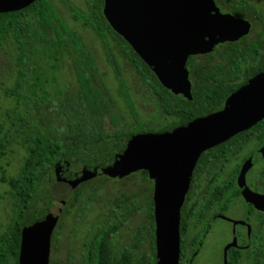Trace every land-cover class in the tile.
Returning <instances> with one entry per match:
<instances>
[{
    "label": "trees",
    "instance_id": "16d2710c",
    "mask_svg": "<svg viewBox=\"0 0 264 264\" xmlns=\"http://www.w3.org/2000/svg\"><path fill=\"white\" fill-rule=\"evenodd\" d=\"M82 1V7L71 5V18L79 22L81 27L90 29L105 48L109 49L112 57H115L114 49L121 54L154 98L157 108L167 121L159 126L153 125L151 120L147 124L136 118L134 103L121 82L120 87L124 88L125 93L123 101L129 113L133 115L135 125H127L125 129L117 130L111 135L103 132L102 120L107 116L113 122L115 119L109 102L93 81V73L97 70L93 55L81 35L59 17L51 0H30L20 9L0 13V43L10 42L14 49L13 58L16 65L13 83L5 89L14 106L6 112L8 125L0 123V160L8 154L13 144H20L25 151L14 175L6 176L4 167L0 165V179L8 186L7 194L11 205L8 223L0 232V264H18L21 225L27 211L39 202V181L64 155L90 142L138 131L164 132L191 117L204 115L208 112L204 102L198 109L194 106L199 97H212L215 99L213 108H216L236 85L234 77L238 73L242 74L241 83L264 67V27L250 37L254 31V27H251L248 35L228 43L223 51H217L223 59L215 62L212 68L205 63L206 65L197 66L196 69L192 57L188 58L186 70L189 73L220 71L224 76L216 79L219 83L203 85L200 92L199 85H192V99L181 98L180 95L164 88L142 58L109 27L102 15L101 0ZM220 1L222 9L235 16L248 14L250 21H260L264 25V20L253 4L240 0ZM110 41L115 44L114 48L111 47ZM67 57L73 82L63 85L59 81L58 73ZM244 141L239 140L238 143L242 144ZM133 176L132 174L130 178ZM139 176L141 182L147 180L145 171H141ZM82 195V187L75 190V200H80ZM89 195L87 200L90 199ZM152 205L151 202V208ZM84 206L82 200L81 207ZM151 214L149 213L148 217ZM149 227L150 254L143 253L140 259L128 250L115 253L109 240L116 230L112 225L95 227L83 241L85 250L82 256L88 260L86 264H156L154 224L150 223ZM50 240H53V236H50ZM135 241L138 242V233ZM132 245L138 246L136 242ZM182 261L183 257H180V264ZM245 261L249 264H264V241L259 255L255 250L245 255L233 251L228 254L227 264H243Z\"/></svg>",
    "mask_w": 264,
    "mask_h": 264
},
{
    "label": "water",
    "instance_id": "95a60500",
    "mask_svg": "<svg viewBox=\"0 0 264 264\" xmlns=\"http://www.w3.org/2000/svg\"><path fill=\"white\" fill-rule=\"evenodd\" d=\"M29 1L0 0V13L20 9ZM102 13L112 29L121 34L158 75L162 84L174 91L179 86L169 82L177 81L188 55L211 50L212 42L204 44V31L210 32L215 27L222 39L235 40L250 28L246 19L222 14L213 0H103ZM221 24L232 28H217ZM145 25L152 28L144 29ZM132 27L141 35H136ZM194 32L191 44L186 48V35ZM129 34H134L143 45H134V41H139ZM172 63L173 73L169 74L167 70ZM227 103L231 105L226 104L223 110L183 126L159 133L108 137L64 155L47 171V175L58 176L60 185L45 194V198L41 195L39 200L50 205L52 212L48 217H40L35 215L34 206L23 220L18 264H49L52 230L69 194L78 184L98 175L116 177L137 169L146 170L151 178H155L156 264H178L179 180L185 178V167L193 165L203 148L264 118V68L236 88ZM243 172L244 169L240 172L239 183H242ZM231 246H235L234 240L227 248Z\"/></svg>",
    "mask_w": 264,
    "mask_h": 264
},
{
    "label": "flooded vegetation",
    "instance_id": "af4514ba",
    "mask_svg": "<svg viewBox=\"0 0 264 264\" xmlns=\"http://www.w3.org/2000/svg\"><path fill=\"white\" fill-rule=\"evenodd\" d=\"M213 1L222 14L233 15L230 11L222 9V2L220 0ZM102 9L103 0H101V11ZM247 21L250 23V28L245 36L250 33L252 27L251 21ZM107 24L109 25L108 22ZM194 24L195 22L193 23V27ZM109 27L112 29L110 25ZM146 28L152 27L151 25H145L144 29ZM217 28L228 30L231 29L232 26L221 24L218 25ZM132 29L134 28L132 27ZM113 31L116 32L115 30ZM134 32L138 36L141 35V32H137L135 29ZM219 32L216 31L215 27H212L210 32L204 31V44L212 42V48L210 51L188 55L184 62V66L181 68L182 73L178 74V81L176 82L180 83V86L176 88L178 89L176 91L163 85L158 75L153 72L148 65L147 66L152 70L156 79L164 88L176 95H180L181 98L183 97L191 100L192 85H199L198 91L200 92V88L203 85L219 83L216 79L224 76V74L220 71L189 73V71L186 70L188 58L192 57L194 68L196 69L198 67H203L205 63L212 68L215 62L223 59L217 54V51H223L228 43L238 41L244 36L242 35L235 40H230L228 38L222 39V34ZM116 33L130 46L132 51L137 54L122 35L118 32ZM194 35L195 32L186 35L184 41V46H187L186 48L191 44ZM128 36L131 38L134 36L135 38L133 39L138 40L134 34H129ZM110 43L112 44L111 41ZM134 45L140 46L143 45V43L134 41ZM113 46L115 47L114 43ZM209 54H211V56H209ZM137 55L141 58L139 54ZM173 66L172 63L167 70L169 74L173 73ZM241 67H243V65H241ZM174 73L177 74L178 72L174 71ZM256 73L252 74L241 83L240 79L242 78V74L238 73L237 76L234 77L236 78V85L233 87L232 91L222 99L221 105L216 108H213L214 104L212 103L215 99H212V97H199L194 104L195 108L198 109L199 105L204 102L205 109L208 112L204 115H196L187 121L177 123L167 128L166 131L173 127L183 126L196 118L205 117L221 111L226 104L231 105V103L228 104L227 101L232 92ZM169 83H174V81ZM239 140L245 141L240 144L238 143ZM243 169L242 183H239V175ZM141 171L146 172V181L149 182L146 191L150 192L149 204L152 202L153 205L151 209H153L155 208L153 202L155 178H151L148 172L143 169L134 170L127 175L120 174L116 177H111L109 174L95 176L88 181L78 184L69 194L65 205L71 201H74L75 205V202H77V200H75V190L79 187H104L102 184L89 186L87 182L92 181L94 178L103 177L111 180H126L130 179L132 174H140ZM178 187L181 192L178 232L179 258L183 257L182 264H193V261L196 260L204 250L207 241H211L212 243L210 246L211 250L207 255L211 254L215 249L220 251V264H227L228 254L231 251L236 254L245 255L255 250L256 254L259 255L262 252L264 241V118L251 127L241 130L223 141L203 148L198 157L194 160L193 165L188 164L185 167V178H180ZM131 197L132 195L130 194L127 197L129 199L117 198L114 201L112 211H110L113 218L107 216L105 222H103V219V223L99 222L96 226V228H102L110 224L116 229L111 238L109 237L112 248H114V245H119L116 234L133 212V203H130ZM233 240L235 241V246L227 248ZM132 247L134 246L132 245ZM121 250H128V252L134 255L131 248L122 247L117 248V250L114 248L117 254H119ZM82 254H84V251L81 252L80 264H86L88 260L84 259ZM70 259L72 258L70 257ZM178 264H180V262H178Z\"/></svg>",
    "mask_w": 264,
    "mask_h": 264
},
{
    "label": "rangeland",
    "instance_id": "374dc122",
    "mask_svg": "<svg viewBox=\"0 0 264 264\" xmlns=\"http://www.w3.org/2000/svg\"><path fill=\"white\" fill-rule=\"evenodd\" d=\"M251 3L257 8L262 20H264V0H240ZM54 9L59 17L65 21L68 26L79 33L83 41L88 46L94 58L96 71L93 73L94 83L103 92L105 99L109 102L112 109L115 122L110 117H105L102 120L101 126L103 132L112 134L117 130L125 129L127 125H135L134 117L129 113L127 105L123 101L124 88L120 87L123 82L127 88V93L134 103L136 118L148 124L151 120L153 125L162 126L166 123L167 118L157 108L156 101L148 93L147 89L136 77L130 66L123 59L121 54L115 50V57L108 48L101 43L100 39L90 30L81 27L79 22L71 18L72 6L84 5L82 0H51ZM246 20H250L248 14L242 13L237 16ZM254 36L257 30L263 29L262 22H252ZM113 46V44H111ZM14 49L9 41L0 43V123L8 125L9 121L6 112L14 106L11 98H9L5 89L10 87L15 78L16 65L14 62ZM69 58H65L62 62L61 70L58 73V78L61 84H71L72 73L70 69ZM178 81V79H177ZM177 86L180 83L174 81ZM106 90V91H105ZM25 151L20 144H13L10 147L8 154L0 160V165L5 169L6 176H12L17 171L22 162ZM61 183L58 176L45 175L39 181L40 197L51 193ZM90 185H101L104 187H82L83 195L80 200L74 203H69L63 207L60 217L52 230L53 240H50L49 263L50 264H80L81 252L84 251L83 241L88 236L90 231L94 229L99 222H102L107 216L112 217V207L117 198H127L132 195L130 203H133V212L124 225L119 228L116 237H118L119 245H114L117 248H131L134 255L140 259L143 253H149L150 250V223L155 222L154 208L151 209L150 192L146 191L148 181L141 182L139 174H135L130 179H106L94 178L87 182ZM146 186V187H144ZM93 189V190H92ZM8 186L0 179V232L4 230L11 215L10 198L7 194ZM90 194V195H89ZM42 195V196H41ZM89 195L90 199L87 200ZM45 198V196H44ZM86 198V199H85ZM129 199V198H127ZM38 200V201H39ZM83 200L85 206L81 207ZM147 200V204H146ZM147 206V208H143ZM35 215L40 217H48L51 211L50 205H46L39 201L35 206ZM106 207V208H104ZM66 213V214H65ZM149 213H152L149 217ZM153 216V217H152ZM39 217V218H40ZM41 219V218H40ZM102 222V223H103ZM148 222V225H147ZM147 226V227H146ZM138 233V242L135 241V236ZM141 240V242L139 241ZM133 242H136L137 247H132ZM211 241H207L204 250L193 264H220V251L211 250ZM150 254V253H149ZM148 254V256H149ZM70 257L72 259H70ZM243 264H249L245 261Z\"/></svg>",
    "mask_w": 264,
    "mask_h": 264
}]
</instances>
